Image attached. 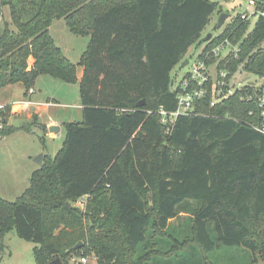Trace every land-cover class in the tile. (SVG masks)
Instances as JSON below:
<instances>
[{
	"label": "trees",
	"instance_id": "1",
	"mask_svg": "<svg viewBox=\"0 0 264 264\" xmlns=\"http://www.w3.org/2000/svg\"><path fill=\"white\" fill-rule=\"evenodd\" d=\"M254 1L264 10V0ZM3 6L0 87L21 82L27 92L41 74L76 80V64L50 35L53 20L89 41L79 60L80 120L61 123L62 146L44 154L19 196H0V258L11 230L35 243L34 264L56 257L67 264L81 250L96 264H187L164 260L190 247L206 258L221 245L264 256L254 233L264 225V134L252 127L255 102L241 100L239 90L214 105L207 98L169 131L158 113L175 110L171 72L188 60L217 0H0V14ZM248 24L235 16L206 48L228 36L239 46L231 73L264 76V17L250 32ZM86 194L85 207L75 206ZM184 207L191 235L163 249L167 226Z\"/></svg>",
	"mask_w": 264,
	"mask_h": 264
},
{
	"label": "rangeland",
	"instance_id": "2",
	"mask_svg": "<svg viewBox=\"0 0 264 264\" xmlns=\"http://www.w3.org/2000/svg\"><path fill=\"white\" fill-rule=\"evenodd\" d=\"M218 10L214 11L210 19L201 32L200 38L196 41L186 54L189 60V55H196L204 46L208 34L211 38L219 35L223 28L233 21L235 16L243 12L247 6L248 0H217ZM254 1V0H253ZM255 3V1H254ZM256 5V4H255ZM227 13L229 16L224 20L220 28L216 27L220 13ZM256 17L249 18L247 32H250L256 22ZM4 21H9L8 10L6 6L1 8L0 28ZM50 35L55 44L60 47L64 55L74 64H76V80L73 82H64L58 78H54L47 74H41L36 77L33 88L35 96L33 99L47 100L48 97H54L59 103L57 106L50 107V115L62 122L79 121L81 118V103L79 95V75L81 73V65L79 60L85 51L89 36L76 35L68 29L64 19H55L49 27ZM28 64L32 63L29 57ZM187 69V64H178L174 67L171 75L178 81ZM240 79L249 77L251 80H257L253 73H240ZM25 98V88L21 82L11 83L0 87V101L12 103ZM7 113H5L6 116ZM48 120L47 117L43 118ZM6 132L0 139V196L6 200L12 201L19 196L29 184V179H26L25 174L29 167L34 166L33 159L39 153L46 152L54 155L62 146L65 131L61 127L54 138L44 136V131L38 124L29 122L24 118H18L14 121H9ZM22 126V127H21ZM25 126V127H24ZM12 127V129L10 128ZM44 136L45 139H41ZM188 208H183L179 213L180 216L171 219L167 226L168 236L163 239L162 248H170L175 240L182 241L185 236L190 233V215ZM264 232V225L258 224L255 227L254 233L256 238H262V243H258V250L264 251V233L260 235V231ZM208 232L215 238V232L212 224L208 225ZM160 238H154L156 243ZM5 254L0 258V264H34L33 248L35 243L24 240L17 236L14 230L9 231L4 239ZM72 253L68 256L67 264H71L77 259L80 253ZM206 258L198 247L186 248L183 253H178L177 256L170 260L175 261L180 257L183 263L194 264H264V256L254 254L245 247H227L219 246L213 251L208 252ZM264 255V252H263ZM163 261V260H161ZM179 262V261H178ZM88 264H96V257L92 254L88 256Z\"/></svg>",
	"mask_w": 264,
	"mask_h": 264
},
{
	"label": "built area",
	"instance_id": "3",
	"mask_svg": "<svg viewBox=\"0 0 264 264\" xmlns=\"http://www.w3.org/2000/svg\"><path fill=\"white\" fill-rule=\"evenodd\" d=\"M252 16L264 17V10L257 8L253 0H248L245 10L239 13L238 17L245 21ZM238 53V43H232L226 36L209 48H206L205 42L196 55H189L186 71L172 86L176 99L175 110L171 112L162 108L158 110L167 131L178 116L198 114V107L202 100L208 98L210 105H214L239 90L242 92L241 100L255 102L259 120L252 127L264 134V76H256L257 80H251L249 77L240 79L241 74L237 72L232 74L227 66L231 60L237 58ZM31 92L32 89H28V93ZM5 107L6 105L0 102V111H3ZM3 128L4 123L0 118V139L3 137ZM87 198L88 194L81 196L74 205L83 209ZM88 256L82 252L71 264H88Z\"/></svg>",
	"mask_w": 264,
	"mask_h": 264
},
{
	"label": "crops",
	"instance_id": "4",
	"mask_svg": "<svg viewBox=\"0 0 264 264\" xmlns=\"http://www.w3.org/2000/svg\"><path fill=\"white\" fill-rule=\"evenodd\" d=\"M83 68L81 67V73L79 75V78L82 74ZM32 92L28 93L25 92V98L21 100L14 101L12 103L0 101L1 103H4L7 107L5 110L6 117H5V126H12L13 124H9V121H14L18 118L25 119L29 122H33L35 124H38L41 129L44 125L46 130L44 131V136L48 138H54L56 133H58L61 129V123H63L61 120H57L52 115H50V107L57 106L59 103L54 99V97H48L47 100L43 101L41 99H33L32 97L35 96V90L33 88V85L31 87ZM47 117L48 120H44L43 118ZM59 127L58 130H56L55 127ZM52 127V128H50ZM49 128L51 130H49ZM43 138L45 139V137ZM46 152H42V161L43 156ZM34 166H31L28 168L25 177L26 179H29L30 174L39 168V165L33 160Z\"/></svg>",
	"mask_w": 264,
	"mask_h": 264
},
{
	"label": "water",
	"instance_id": "5",
	"mask_svg": "<svg viewBox=\"0 0 264 264\" xmlns=\"http://www.w3.org/2000/svg\"><path fill=\"white\" fill-rule=\"evenodd\" d=\"M228 16H229V15H228L227 13H224V12L220 13V14H219V17H218V21H217L216 27H217V28H220V27L222 26L224 20H225ZM210 37H211V34H208L207 37L205 38V40L207 41ZM1 54H2V50H1V48H0V55H1ZM185 64H187V61H185L184 63H182V65H185ZM143 102H144V101L142 100L141 103H143ZM50 128H52V127H50ZM50 128H49V130H51ZM55 128H56V130H58L59 127L56 126ZM33 160H34V161L39 165V167H40V166L42 165V153H39L36 157H34ZM80 245H81V243H78V244L76 245V248H78ZM48 264H62V262H61V260H60L58 257H56V258L52 259Z\"/></svg>",
	"mask_w": 264,
	"mask_h": 264
}]
</instances>
